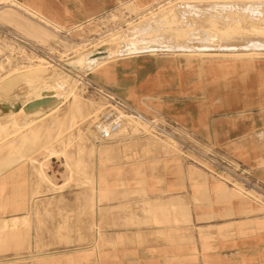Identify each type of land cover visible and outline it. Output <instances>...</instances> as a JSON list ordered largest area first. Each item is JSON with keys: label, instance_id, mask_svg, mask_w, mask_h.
<instances>
[{"label": "rangeland", "instance_id": "1", "mask_svg": "<svg viewBox=\"0 0 264 264\" xmlns=\"http://www.w3.org/2000/svg\"><path fill=\"white\" fill-rule=\"evenodd\" d=\"M4 1L0 0V83L4 87L0 85L1 97L12 94L35 96L58 84V89H61L63 85L55 80L63 74L61 67H64L79 76L88 73L87 83L94 85L97 82L112 88L118 97L152 120H175L181 127L178 129L180 137L202 148L208 147L209 143L231 153L229 147L203 137V122L216 119L223 122H264V0H196L193 3L172 0L173 3L162 8L159 7L162 0H121L94 17L96 19L89 24L80 26L77 25L82 22L67 24L54 13H47L46 7L55 8L56 0ZM16 1L34 7L53 24L47 26L10 6ZM186 4L192 8L195 18L187 17L181 10V6ZM207 7L217 9L212 17L218 25L209 26V23L197 20ZM151 10L155 17L162 15L165 22L150 26L148 21L155 18L152 15L148 16V21L145 19L147 22L141 18V21L136 20L127 27V20L136 19L138 13ZM113 14H117V18ZM201 14L198 19L203 17ZM136 22L140 23V28L151 27L149 31H137V35L143 37L141 42L137 35V40H134L140 45L145 40L148 46L129 51L120 45L122 38L124 42L128 37L131 40L130 30L136 25L138 27ZM116 30L120 31L119 38L122 37L118 39L120 44L107 36ZM8 33L17 34L34 46L24 44ZM190 38L192 47L187 44ZM43 56L48 57L50 63L40 61ZM36 64L47 65L43 75L39 71H26ZM150 74L156 75L159 81L168 82L173 91L155 96L135 94L133 87L139 86L144 76ZM9 77L16 79L7 88L3 83ZM58 89L54 90L61 96V102L54 106L57 110L46 118L36 121L23 112L14 118H0V133H3L0 134V264L55 262L56 255L45 254L44 251L50 243L46 244L39 236L49 232L50 240H54V232L49 230L54 226L53 203L41 209L39 200L74 198L102 202L109 194L106 170L119 157L128 159L138 155L155 158L163 153L177 156L201 176L220 183L236 197L245 200L251 214L264 218V183L254 179L251 168L236 155L231 153L247 171L237 168L245 182L228 176L227 180L233 182L231 186L210 175L197 163L189 162L178 142L147 134L146 124L137 120L125 123L114 135L115 140L98 141L93 125L113 102L83 83L74 86L73 93L69 92L71 88ZM121 91L125 92L127 99L120 95ZM255 145L260 150L263 147L262 141H256ZM52 156L64 159L57 171L51 167ZM56 163L60 165V161ZM234 165L238 167V164ZM28 199L31 207L23 210L24 200ZM15 216L18 217L16 222L11 221ZM50 218L53 222H48ZM64 226H69V223Z\"/></svg>", "mask_w": 264, "mask_h": 264}, {"label": "crops", "instance_id": "2", "mask_svg": "<svg viewBox=\"0 0 264 264\" xmlns=\"http://www.w3.org/2000/svg\"><path fill=\"white\" fill-rule=\"evenodd\" d=\"M119 1L56 0L55 8H46L64 23L82 22L80 26ZM29 7L48 21L22 12L51 25ZM171 87L150 74L132 91L155 96L170 93ZM124 91L120 95L127 99ZM201 125L205 139L229 147L251 168L253 178L264 183V122L216 119ZM256 141H262L261 150ZM63 160L52 156L51 167L57 171ZM105 174L109 194L102 202L39 200L41 209L48 203L54 207V226L49 228L53 242L49 232L39 235L50 243L45 254L56 255L49 264H264V218L251 214L245 200L201 176L183 159L164 153L155 158L119 157ZM30 207L29 199L24 200L23 210Z\"/></svg>", "mask_w": 264, "mask_h": 264}, {"label": "bare ground", "instance_id": "3", "mask_svg": "<svg viewBox=\"0 0 264 264\" xmlns=\"http://www.w3.org/2000/svg\"><path fill=\"white\" fill-rule=\"evenodd\" d=\"M11 1H13V0H11ZM183 1H185L186 3H193V2H196V0H182L181 2H183ZM2 2H5L4 0H2ZM174 1H172V0H162V1H160L159 2V7H163L164 5H167V4H169V3H173ZM10 6H13V7H15V8H17L18 10H20V11H23V12H25V13H27V14H31V15H34V16H36V17H39V18H41L42 20H45V21H48V20H46L43 16H41L38 12H36L35 10H33L32 8H30L27 4H25V3H22V2H19V1H16V2H13V3H11L10 4ZM190 7V5H183V6H181V10L183 11V13L187 16V17H190L191 19H193V18H195L196 16L194 15V17H193V15H192V8H189ZM208 11H211L212 13H208ZM157 12H159V11H157ZM207 12V13H206ZM217 12V9H215L214 7H211V8H206L203 12H202V14H201V16H203V17H205L204 18V20H202V21H200V19H202L203 17H201L200 19H198V16L200 15H198L197 16V20L199 21V23H201V22H207V23H209V26H213V25H216L217 24V22L215 21V19H214V17H212V15L213 14H215ZM155 14V12L154 11H149V12H147V13H144V12H140V13H138L136 16V19H134V18H132L131 20H127L126 21V25H127V27L130 25V24H132V23H135V21L137 20L138 22H139V20L141 19V18H144V20L146 19L147 21L149 20L148 18L150 17V16H154V14ZM195 13V12H194ZM165 13H163V15H164ZM197 14H198V12H197ZM168 15V14H167ZM167 15H164V16H167ZM143 16V17H142ZM149 16V17H148ZM193 18H192V17ZM208 16L211 18H208ZM214 16V15H213ZM155 17V16H154ZM164 17H162V15H160V16H158V17H155V18H152L153 20L150 22V20H151V18H150V20L148 21L149 23H150V26H151V24H159V23H164L165 21H164V19H163ZM234 19V18H233ZM143 19H142V21H144ZM145 20V21H146ZM194 20H196V19H194ZM141 21V20H140ZM146 21V22H147ZM237 21V20H236ZM138 22H136V24L138 23ZM145 22V23H146ZM144 23V24H145ZM249 23V22H248ZM140 23H138V27H136L135 25V27L132 29V30H130L131 32L130 33H132L131 35H130V37H131V40H130V38L128 37V39H127V41H125L124 42V40H123V38H122V44L120 45V47H122V48H129V51L130 50H132V49H140L141 47H145V46H148V45H146L145 44V40L144 41H142V45H140V38H141V40H142V38L143 37H140L141 36V34H139V35H137V31L138 30H146V29H148L150 26L148 25H144V26H147V27H144V28H140L139 25ZM142 24V23H141ZM218 25V24H217ZM218 27V26H217ZM151 28V27H150ZM149 28V29H150ZM149 29L147 30V31H149ZM126 30H129V29H125V31ZM151 30V29H150ZM219 30V29H218ZM232 31V30H231ZM249 31V30H248ZM110 32V31H109ZM118 32H120V31H118V30H116V31H112V32H110L109 34H107V36H110V37H113L111 40H113L112 42H114V40H118V39H121V38H119L120 36H118ZM139 32H141V31H139ZM229 32V31H228ZM147 33H149V32H147ZM10 36H12L13 38H15V39H17V40H19L20 42H23L24 44H27V45H33L34 46V44H32L29 40H27V39H25V38H23V37H20V36H17V34H13V33H8ZM143 34V33H142ZM225 34H229V33H225ZM231 34V33H230ZM259 34V33H258ZM126 35V34H125ZM124 35V36H125ZM136 35H137V37L139 38V41L140 42H138V41H134V40H137L136 38ZM143 35H146V34H143ZM197 35V34H196ZM215 35V34H214ZM256 35V34H255ZM264 35V34H263ZM118 36V37H117ZM232 36H233V33H232ZM258 36V35H257ZM135 37V38H134ZM193 37V36H192ZM224 37V36H223ZM228 37H229V35H228ZM230 38V37H229ZM264 38V37H263ZM125 39V38H124ZM145 39V38H144ZM217 39V38H216ZM244 39H246V38H244ZM261 40H263L262 38H260ZM192 39L190 38V41L189 42H187V44H188V46L189 47H192V46H194V45H192V41H191ZM210 40V39H209ZM258 40V39H257ZM198 41V40H197ZM196 41V42H197ZM201 41V39L199 40V42ZM204 41V40H203ZM222 41H223V38H222ZM221 41V42H222ZM229 41V40H228ZM239 41V40H238ZM117 42H119V40L117 41ZM120 42H121V40H120ZM120 42H119V44H120ZM193 42H194V40H193ZM224 42H225V40H224ZM226 42H227V40H226ZM207 43V42H206ZM206 43H204V44H206ZM263 43H264V40H263ZM118 44V43H117ZM117 44H115V46L117 45ZM219 44H221V43H219ZM226 44H229L228 42L226 43ZM261 44V43H260ZM234 45V44H233ZM237 46H239V44H236ZM235 45V46H236ZM255 45V44H254ZM114 46V45H113ZM112 46V47H113ZM118 46V45H117ZM156 46H163V45H161V44H157ZM223 46V45H222ZM221 46V47H222ZM111 47V48H112ZM211 47V46H210ZM220 47V46H219ZM220 47V48H221ZM109 48V47H108ZM115 48V47H114ZM118 48H119V46H118ZM146 48V47H145ZM211 48H214V47H211ZM227 48V47H226ZM116 50H117V48H116ZM143 50V49H142ZM142 50H140V51H142ZM150 50V49H149ZM163 52H165V51H168V50H163V49H161ZM111 51V50H110ZM119 52L121 51L120 49L118 50ZM128 51V52H129ZM146 51V50H145ZM144 50H143V52H145ZM158 51V50H157ZM252 51V50H251ZM115 52V51H114ZM127 52V53H128ZM136 52V51H135ZM134 52V53H135ZM138 52V51H137ZM256 52V51H255ZM255 52H253L254 54H255ZM111 53H113V52H111ZM130 53H132V52H130ZM141 53V52H140ZM209 53V52H208ZM237 52H235V54H236ZM239 53V52H238ZM243 53V52H242ZM246 53V52H245ZM248 53V52H247ZM137 54V53H136ZM233 54V53H232ZM241 54V53H240ZM116 55V54H115ZM127 55V54H126ZM130 55V54H129ZM132 55V54H131ZM130 55V56H131ZM237 55V54H236ZM118 56V55H117ZM116 56V57H117ZM120 56V55H119ZM125 56V55H124ZM114 57V56H113ZM85 58V57H84ZM94 59V58H93ZM39 60L40 61H43V62H46V63H50V61H48V57H42V58H39ZM96 61V60H95ZM104 62V61H103ZM5 63V62H4ZM100 63V62H99ZM97 64V63H96ZM95 64V65H96ZM37 65V64H36ZM33 65V66H31L30 67V69H29V67H28V70H26V71H28V72H30V73H32L33 71H39L40 73H41V75H43V73L44 72H46V68H48L47 67V65H43V64H40V65ZM49 65V64H48ZM94 65V66H95ZM50 66V65H49ZM60 66V65H59ZM52 67V66H51ZM27 69V68H26ZM58 69V68H57ZM61 69H62V72H63V74H59V76L58 77H56V80L55 81H58L60 84H62L63 86H61V89H62V87H63V90H66V89H68V88H71V91L69 90V92H71V93H73V91H74V86H76L78 83H83L84 85H87V86H89V87H91V85L89 84V83H87L86 82V80H87V75H88V73H85L83 76H79L75 71H73V70H69V69H66V68H64V67H61ZM16 71V70H15ZM14 71V72H15ZM23 71H25V70H23ZM19 72H21V70L19 71ZM58 72V71H57ZM61 72V73H62ZM39 73V74H40ZM12 74H14V73H12ZM16 74V73H15ZM18 75V74H17ZM5 77V76H4ZM5 78H7V77H5ZM10 79H8V80H6L4 83H3V85H6L5 87H7V85H13L14 84V80L16 79V77H14V78H11V77H9ZM17 78H18V76H17ZM1 79H4V78H1ZM55 79V78H54ZM2 82V81H1ZM13 83V84H12ZM55 83V82H54ZM53 83V85H55ZM57 83V82H56ZM96 85H97V87H99L100 89H102L105 93H106V98L107 99H111L112 97H115V98H117L118 97V95L115 93V92H113V91H111L110 89H108V88H106V87H104L103 85H101V84H99V83H97V82H94ZM0 85H1V83H0ZM96 85H92L93 87H91L92 89H94V87L96 86ZM58 86H60L59 84H58ZM58 86H56V87H53L52 89H44V90H42L41 92H40V94L39 93H37V95H35V96H27V95H20V94H12V95H8V96H6V97H1L0 96V118L1 119H4V118H7V117H9V118H14V117H16L17 115L16 114H18V113H20V112H23L24 113V115L26 116V117H28V118H32L33 120H42V119H44V118H46V116H48V115H50V114H52L53 112H55L57 109H55L54 108V106L57 104V103H60L61 102V96H58V93L56 92V90H54V89H58ZM1 87H3L2 85H1ZM8 88V87H7ZM3 89H4V87H3ZM29 89V88H28ZM61 89H58V90H61ZM59 92V91H58ZM60 94V93H59ZM64 93H62V95H63ZM68 94V93H67ZM103 95L105 96V94L103 93ZM68 97V96H67ZM60 101V102H59ZM64 103V102H63ZM62 104V103H61ZM130 105V104H129ZM132 108H134L135 110H137L138 112H140L141 114H143L139 109H137V108H135L134 106H132V105H130ZM54 108V109H53ZM56 108H58V107H56ZM144 115V117L146 118L145 120H137L136 122H141V123H143V124H146V122H148L149 121V118L145 115V114H143ZM19 116V115H18ZM0 119V120H1ZM32 120V121H33ZM31 123V122H30ZM29 124V123H28ZM7 125V124H6ZM6 127V126H5ZM8 127V126H7ZM18 127V126H17ZM22 128V127H21ZM43 128V127H42ZM5 129V128H4ZM3 129V130H4ZM19 129V128H18ZM32 129V128H31ZM36 129V128H35ZM3 130L1 131V132H3ZM17 132V131H16ZM1 134V133H0ZM3 134V133H2ZM1 134V135H2ZM9 134V133H8ZM12 134H15V133H12ZM31 136V135H30ZM30 138V137H29ZM4 139V138H3ZM3 139L1 140V141H3ZM125 139V138H124ZM5 140V139H4ZM175 141V140H174ZM39 148H42V147H39ZM240 180H241V182H245V179H243L242 177L240 178ZM20 215V214H19ZM18 219V217L17 216H15V217H12V219H11V221H13V222H16V220ZM20 228V227H19Z\"/></svg>", "mask_w": 264, "mask_h": 264}, {"label": "built area", "instance_id": "4", "mask_svg": "<svg viewBox=\"0 0 264 264\" xmlns=\"http://www.w3.org/2000/svg\"><path fill=\"white\" fill-rule=\"evenodd\" d=\"M93 86L91 85V87ZM93 90L102 96H104V93V97H107L106 93L97 87V85ZM110 101H112L113 104L108 105V110L101 115L93 125V130L98 141H113L115 140L114 135L117 134L120 128L129 120L146 119L143 114L132 108L129 103L122 98L112 97ZM146 126L145 132L147 134L169 138L173 141L175 140L174 142H178L182 147L183 154L187 157L189 162L197 163L210 175L221 178L231 186H233V182L227 180L228 176L236 180L241 178L239 169L247 171V169L243 168L244 165L242 162L235 161L231 154L218 146H213L208 143V147L202 148L183 140L180 137L181 132L178 130L181 129V127L175 120L166 119V122H158L157 120L149 118V121L146 122ZM202 144L207 145L205 142ZM234 164H238V167H235L236 165Z\"/></svg>", "mask_w": 264, "mask_h": 264}]
</instances>
